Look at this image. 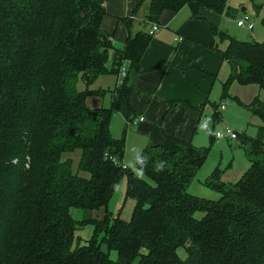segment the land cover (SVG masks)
Wrapping results in <instances>:
<instances>
[{"label": "trees", "instance_id": "trees-1", "mask_svg": "<svg viewBox=\"0 0 264 264\" xmlns=\"http://www.w3.org/2000/svg\"><path fill=\"white\" fill-rule=\"evenodd\" d=\"M222 1L212 9L233 16L229 0ZM105 2L0 0V264H264V104L255 98L246 105L262 120V136L237 132L250 162L241 180L225 184L218 169L208 179L219 200L188 192L210 153L192 140L167 136L142 151L139 172L123 168L126 138L113 137L112 119L116 112L140 119L133 90L153 36L131 33L115 57L117 76L128 63L123 84L92 91L109 72ZM148 3L149 25L159 24L165 11L203 7L199 0ZM134 20H124L129 29ZM217 35L227 39L222 52L231 69L224 101H237L229 93L234 82L264 91V43ZM80 79L88 91L78 90ZM106 93L110 106L87 108L90 96ZM124 176L127 198L135 202L128 220L109 212ZM73 208L104 214L80 222ZM85 224L95 229L88 242L78 236ZM111 250L122 261L113 260Z\"/></svg>", "mask_w": 264, "mask_h": 264}, {"label": "crops", "instance_id": "crops-1", "mask_svg": "<svg viewBox=\"0 0 264 264\" xmlns=\"http://www.w3.org/2000/svg\"><path fill=\"white\" fill-rule=\"evenodd\" d=\"M141 1L106 0L107 15L103 18L102 28L112 35V47L107 62L109 72L90 85L92 88H89L92 91H112L117 88L118 76L113 72L116 69L117 50H123L131 33L136 34L144 29L149 31L150 25L147 19L141 21L138 16L146 0L143 4ZM199 1L202 2L203 7L197 13L191 6H185L178 12L165 11L161 14L160 29L151 39L147 51L140 60L141 73L137 77L133 90L132 108L135 110V117L145 120L133 124L132 120L125 119L120 112L114 115V117L116 115L118 118L122 117L125 125L124 161H127L130 152H133L137 155L135 158L137 162L145 148L163 144L167 136L175 135L184 140L194 141V134L201 120L206 116V112L210 111L209 107L212 108L213 115L214 105H220V109L222 104L230 99L227 98L224 101L223 85L231 71L228 61L223 58L222 51L227 47L220 45L225 40L227 42V39L219 37L217 32L227 30L224 15L236 17L238 20L244 19L247 15L238 16L237 6L241 3H236L237 0L228 1L235 16L228 15L226 12L218 13L212 9L220 6L222 0ZM137 8V16L133 17ZM242 12H246V9L244 8ZM127 18H135L131 23V29L124 21ZM143 25L146 28L143 29ZM235 28L241 34V37H238L239 40L254 39L251 32L254 28L249 31L237 24ZM244 30L248 33H243ZM230 96L234 98L231 94ZM90 97L102 98V102L104 98H107L111 105L109 93H106L104 97L98 95ZM231 100L238 102L235 99ZM184 102L187 105H183ZM199 108H202V111H199ZM220 111H227V105ZM227 115L226 112L220 119L224 120ZM212 117L214 124L220 121L219 118L216 120L214 116ZM142 142H144L143 145H141ZM87 214L93 219L101 218L104 213L92 211Z\"/></svg>", "mask_w": 264, "mask_h": 264}, {"label": "rangeland", "instance_id": "rangeland-1", "mask_svg": "<svg viewBox=\"0 0 264 264\" xmlns=\"http://www.w3.org/2000/svg\"><path fill=\"white\" fill-rule=\"evenodd\" d=\"M239 1V2H238ZM149 0L145 1V5L141 9L139 13V18L141 21L145 20V16L148 13V3ZM237 14L239 17H245L246 15L251 18L254 22V30L251 31L254 39L248 40L257 41L260 43H264V0H237ZM246 9V12H242L243 9ZM225 22L227 25V30L225 31L233 38L241 37L240 32H237L235 26L237 24L238 18L227 17L224 15ZM146 28L143 25V29ZM139 29H141L139 27ZM142 29V30H143ZM145 30V29H144ZM249 32V33H251ZM243 33H248V31L244 30ZM240 39V38H238ZM222 47H227L226 40L221 42ZM77 88L79 91H88V86L86 83L80 79L77 84ZM92 88V87H90ZM229 90L231 91V95L237 99L238 102H235L231 99L225 101L227 105V111L221 112L218 108L216 111L218 112L217 118H219V122L214 124L213 117L215 115V109L209 107L208 112H206V116L201 120L198 129L194 134V145L203 149L209 150V156L204 166L198 171L194 181L189 186L188 192L191 195L198 196L207 200H219L221 198V194L216 192L213 189H210L207 186L208 179L211 178L212 174L218 169L220 170V180L223 183L235 185L240 180L241 177L245 174L246 170L250 167V162L247 156L245 149L240 144L239 141L233 140H218L216 138V133L224 130V127L230 126L234 130H236L239 134L248 135L251 138L262 136L260 133V127L263 126L262 120L252 114L246 107V105H250L255 98H258L260 102L264 104V91L259 89V87L255 84L252 85H241L238 82L231 84ZM109 97V96H108ZM99 97H89L87 100V108L93 109L94 107H108L110 106V102L107 98H104L102 102ZM219 102V101H218ZM103 105V106H102ZM211 108V109H210ZM228 113L225 116L224 120L220 118L224 117L225 113ZM122 117H113L112 119V129H113V137L120 138V136H124V123L122 121ZM242 136V135H241ZM144 142L141 143L143 145ZM137 157L136 153L130 152L129 159L124 161V166L129 168V170H133L135 172L138 171V167H136L135 158ZM73 169L76 171L79 164L80 152H76L73 155ZM86 177L88 176L85 174ZM127 180L124 176L120 184L118 185L113 199L109 204V212L113 216H121V218L130 219L133 211V207L135 205L134 200L131 198H127ZM88 211H85L80 208H73L71 210V214L77 221H84L86 218L91 219L88 214ZM199 217H202L203 214L199 213ZM95 229L92 225L85 224L81 231L78 232V236L82 239V241H89L93 238ZM180 254L185 256L184 249H180ZM110 257L115 261H122L119 258L118 253L115 250L110 251Z\"/></svg>", "mask_w": 264, "mask_h": 264}, {"label": "built area", "instance_id": "built-area-1", "mask_svg": "<svg viewBox=\"0 0 264 264\" xmlns=\"http://www.w3.org/2000/svg\"><path fill=\"white\" fill-rule=\"evenodd\" d=\"M237 25L239 27L245 28L246 30H253L254 28V22L251 20V18H249L248 16H246L244 19L242 20H238L237 21ZM160 29V25L158 23H151L150 24V29L148 31V33H150V35L154 36L155 34H157V32ZM128 73V63H123L122 66L120 67L119 70V74H118V85L123 84L125 77L127 76ZM226 103H223L221 106V110L226 108ZM145 119L144 118H140V119H136L134 120V122H132L133 124H138L140 122H143ZM216 138L218 140H233V141H238L239 139V134L237 133V131H235L232 127L230 126H226L224 127V130L217 132L216 134ZM123 168L126 169V166H123Z\"/></svg>", "mask_w": 264, "mask_h": 264}]
</instances>
